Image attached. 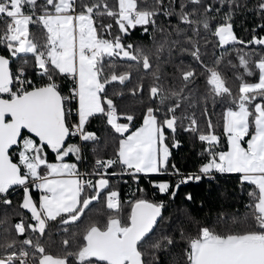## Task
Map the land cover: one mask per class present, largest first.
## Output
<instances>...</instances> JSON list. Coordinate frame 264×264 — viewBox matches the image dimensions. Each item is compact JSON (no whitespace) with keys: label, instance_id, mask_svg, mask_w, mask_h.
Returning a JSON list of instances; mask_svg holds the SVG:
<instances>
[{"label":"snow or ice","instance_id":"snow-or-ice-1","mask_svg":"<svg viewBox=\"0 0 264 264\" xmlns=\"http://www.w3.org/2000/svg\"><path fill=\"white\" fill-rule=\"evenodd\" d=\"M240 9L251 11L247 0H0V206L21 190L18 208L30 213L0 217V264H160L161 254L169 264H264V23L240 39ZM255 11L264 20V0ZM136 30L150 43L132 42ZM128 95L139 116L118 103ZM97 118L112 137L88 130ZM182 133L204 145L197 173L170 164ZM214 173L252 186L243 219L187 213L173 225L167 202L122 201L111 183L170 174L179 179L153 187L174 200ZM94 202L110 210L102 224L82 220ZM50 222L66 237L60 253L46 246Z\"/></svg>","mask_w":264,"mask_h":264},{"label":"trees","instance_id":"trees-1","mask_svg":"<svg viewBox=\"0 0 264 264\" xmlns=\"http://www.w3.org/2000/svg\"><path fill=\"white\" fill-rule=\"evenodd\" d=\"M209 2H211V0H209ZM258 3L259 0H247V8L251 11L240 9L239 14L234 17V31L240 39L245 41L251 39L253 35L252 30L256 28L258 24L264 23V20L261 19L260 14L255 11ZM216 7H219V5L217 4ZM223 11H227V6L224 7ZM164 19V17H161V20ZM171 22L175 23V18H171ZM2 23L3 21H0V24ZM30 32H35L38 37L40 36V30L35 25L30 26ZM255 34L264 35V31L256 29ZM130 39L132 42H140L143 44L150 43L149 36L142 35L140 30H136ZM256 50L260 51L259 47H257ZM0 51H3V49H0ZM17 63L18 61H13V70H15ZM134 67L135 65H133V68ZM29 75L32 76V78L36 81L41 79L39 76H34L32 73H29ZM64 83L66 86L68 82L65 81ZM200 87H204L202 81L200 83ZM137 100H139V97L134 98L128 95L118 103L121 105H130L126 111L134 112L139 116L142 112V105L137 104ZM141 122L142 121L140 120H136V126H139ZM88 130L95 132L102 139L105 136H113L111 129L106 126L102 118L93 119ZM178 139L181 141V146L172 150L170 164L174 163L182 173H197L199 166L206 159V157H202L200 155L204 145L188 134L182 133L178 136ZM70 142L76 143L78 141L72 139ZM113 151L114 148L110 146L108 152L101 153V155L107 156L112 154ZM85 155L87 157L86 160L80 163L82 170L90 169L93 163V155L91 152H86ZM48 159L49 161L55 160V156L50 150H48ZM123 178L126 182H120V180L117 178H113L111 181L114 187L119 188L122 201L134 200L135 198L143 197L153 201L167 202L168 206L166 209H164L163 215L166 217H171V223L173 225L178 220H181L187 213H190L191 216L195 217L197 220L205 221L207 223L214 221L220 214H234L238 218L243 219L244 215L248 211L246 208V204L249 200L247 192L252 188V186L248 184L241 185L239 174L214 173V179L204 178L199 182L191 181L186 185H182L176 198L174 200H169V196L167 194H160L158 190L153 187V183L161 181H172L175 183L179 177H175L170 174H142L138 181H134L128 176H124ZM137 189H143V191H137ZM36 191L37 190L35 189L32 191L34 199L37 198ZM187 193L192 194L193 199L191 201L185 199ZM22 195L23 193L21 190L10 193V198L13 201V205L7 208L0 206V217L7 214L12 218L11 222L15 223L19 217L14 216V212H22L24 216H30L27 210L18 208V204L21 201ZM127 211L128 206L125 204V214ZM98 212L103 213V215L98 216ZM109 214L110 210L106 209V206L103 202H94L93 205H91L90 208L86 210L85 216L82 217V220L87 221L90 218L91 220H99L102 224L106 216ZM49 227L51 228V235L48 237V243L46 246L50 251L54 253H60L64 250L62 240L66 237L61 232V226L58 223L50 222ZM180 251V247L172 249V252L174 253ZM160 264H169L168 257L165 254H161Z\"/></svg>","mask_w":264,"mask_h":264},{"label":"built area","instance_id":"built-area-1","mask_svg":"<svg viewBox=\"0 0 264 264\" xmlns=\"http://www.w3.org/2000/svg\"><path fill=\"white\" fill-rule=\"evenodd\" d=\"M34 81L35 82H39L40 79H39V81H36V80H34ZM66 87L70 88L71 87V84L68 82L67 85H66ZM122 181H124V178L123 177L120 179V182H122Z\"/></svg>","mask_w":264,"mask_h":264},{"label":"crops","instance_id":"crops-1","mask_svg":"<svg viewBox=\"0 0 264 264\" xmlns=\"http://www.w3.org/2000/svg\"><path fill=\"white\" fill-rule=\"evenodd\" d=\"M142 123V122H141ZM144 175H146V174H144ZM37 192V198H36V200H39V197H40V192L37 190L36 191Z\"/></svg>","mask_w":264,"mask_h":264},{"label":"rangeland","instance_id":"rangeland-1","mask_svg":"<svg viewBox=\"0 0 264 264\" xmlns=\"http://www.w3.org/2000/svg\"><path fill=\"white\" fill-rule=\"evenodd\" d=\"M246 139H247V138H246ZM50 162H52V161H50ZM27 211H28V210H27ZM29 214H30V213H29ZM14 216H16V215H15V212H14Z\"/></svg>","mask_w":264,"mask_h":264}]
</instances>
